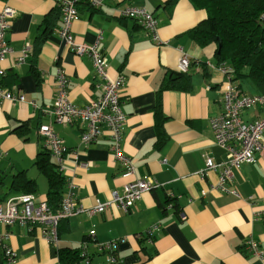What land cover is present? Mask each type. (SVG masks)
<instances>
[{"label":"crops","instance_id":"1","mask_svg":"<svg viewBox=\"0 0 264 264\" xmlns=\"http://www.w3.org/2000/svg\"><path fill=\"white\" fill-rule=\"evenodd\" d=\"M166 1L101 0L98 8L80 1L71 24L77 42L96 46L106 57L111 78L124 76L120 99L126 121L119 146L131 159L136 178L151 177L160 186L143 193L129 212L110 206L101 213L83 211L61 220L65 231L55 245L40 226H8L6 243L16 254V264H61L58 249L78 248L87 235L94 241L88 249L96 264L104 258L95 253L94 245L114 240L116 264H264V258L244 247L252 237L264 251V155L255 154L253 162L234 170L228 191L210 188L217 182L216 171L199 174L206 156L214 162L225 158V151L213 140L210 119L221 112V80L226 77L208 65H215L216 46L199 47L186 33L205 18V12L189 0L173 5ZM5 5L15 15L7 33L12 52L0 64V80L6 77L23 102L0 98V195L23 194L10 189L14 174L22 172L20 176L35 179L34 195L43 200L46 180L33 160L44 146L37 126L51 123L66 147L62 172L74 185L76 203L87 210L96 201L109 200L112 191L123 190L126 179L110 149L113 140L108 130L102 127L101 134L84 145L82 123H58L49 115L59 71L66 77L68 98L75 106L100 96L103 81L90 56L75 54L60 37L61 14L55 0H0V9ZM126 6L143 7L156 18L155 39L138 20L121 16ZM48 21L53 23L50 29L45 26ZM25 43L30 44L27 58L15 66ZM180 49L190 60L191 88L164 89L163 83L177 71ZM234 84L241 93L260 94L248 80ZM263 113L264 108H248L242 119L251 122ZM22 122L31 125L26 139L13 131ZM166 199L170 201L161 208L159 202ZM154 225L159 228L141 247L137 234Z\"/></svg>","mask_w":264,"mask_h":264},{"label":"built area","instance_id":"2","mask_svg":"<svg viewBox=\"0 0 264 264\" xmlns=\"http://www.w3.org/2000/svg\"><path fill=\"white\" fill-rule=\"evenodd\" d=\"M61 14V27L59 35L64 40L66 46L75 54L90 56L93 67L103 81L99 85L101 94L97 98L90 100L82 107L75 106L68 98L67 80L62 71L57 74V93L54 106L49 111L52 120L58 123L69 124L73 122L84 125L81 134V142L84 145L92 143L100 134L101 128L105 127L113 143L110 149L113 157L117 159L123 170L121 177L126 179L123 190L111 192V198L107 201H96L94 206L85 210L76 203L72 192L74 185L67 182L66 191L61 201L58 211L53 212L42 200H37L33 193L15 194L1 198L0 195V244L3 252L2 264H16L17 258L13 249L6 243L8 239L7 227L15 223L20 225H38L45 238L53 245L57 244L58 223L62 219L77 215L83 211L90 214L101 213L108 207H116L123 212H129L134 204L141 198L142 194L160 186L154 178H136L134 166L131 159L126 156L120 146L119 139L126 117L121 109L122 100L120 94L125 82L124 76L111 78L108 75V63L106 57L97 50L96 46H90L77 42L71 32V24L77 19V4L85 1L92 7L101 5V0H55ZM123 17L136 19L139 24L147 30L153 39L156 38L157 21L151 13L143 7L126 6L120 10ZM15 13L9 6L5 5L0 9V64L12 52L7 39L11 20ZM101 39V31L97 35V40ZM30 50V44L25 43L20 50V55L16 58L15 66L25 62ZM177 63L179 72H188L190 60L182 50ZM213 67L211 64H208ZM226 79L221 84V112L210 119V126L213 133V140L221 149L225 151V158L221 162H214L210 156L205 157V166L199 171L202 176L206 170L217 172L218 178L211 189L228 191L229 183L234 178V170L243 163L254 161L255 154L264 155V113L258 119L251 122H244L242 113L252 107L264 108V94L241 93L230 80L229 68L225 64L216 67ZM0 98L10 101L23 102V96L11 93L0 88ZM51 120V121H52ZM38 133L42 143L48 148L51 157L62 169V163L66 147L63 140L52 129L51 123L40 124ZM88 166V163H82ZM172 197V196H170ZM168 205H171L170 203ZM184 218V214H181ZM159 225L151 226L148 234H153ZM245 249L259 259L264 258V251L257 240L250 237L244 242ZM88 242H84L79 247V257L65 260L61 264H96L93 255L89 252ZM95 253L103 256L102 264H116L117 241H110L103 244H95Z\"/></svg>","mask_w":264,"mask_h":264},{"label":"trees","instance_id":"3","mask_svg":"<svg viewBox=\"0 0 264 264\" xmlns=\"http://www.w3.org/2000/svg\"><path fill=\"white\" fill-rule=\"evenodd\" d=\"M176 1L167 0L165 4L173 5ZM189 1L195 9L205 12V18L189 28L186 33L199 47H206L210 44L216 46L214 54L215 65L213 64V67L216 68L220 64H225L229 68L230 80L233 85H235V82L248 80L253 84L258 93L264 94V0ZM45 26L50 29L53 27V23L50 25L48 21ZM42 37L43 34L37 36V44H39V40ZM4 78L0 80V88L14 93L11 91L6 77ZM222 81L224 80H221V84ZM12 82L15 83L16 79L13 78ZM163 84L164 89L189 90L192 85L191 74L189 72L182 73L176 71L174 72V76L171 74ZM235 87L238 89L236 85ZM30 130V123L22 122L13 131L26 139V135ZM33 165L46 180L47 188L43 201L53 212L58 211L67 185V180L63 175L62 169L51 157L48 148L45 146H42L37 152ZM21 174L22 172L14 174L10 189L23 194L36 193L37 182L35 179L24 178L20 176ZM1 198H3L2 195ZM169 201V199H166L163 203L159 202L160 207L164 208ZM60 222L61 220L57 227L58 237L65 231L64 225H59ZM27 225L32 227L38 226ZM137 235L141 247L145 240L150 241L152 239V234H148L147 231L145 233H138ZM84 242L90 244L94 241L92 240V236L87 235L83 237L80 245ZM78 251L79 247L72 249L59 248L57 253L60 262L63 263L68 258H78Z\"/></svg>","mask_w":264,"mask_h":264},{"label":"rangeland","instance_id":"4","mask_svg":"<svg viewBox=\"0 0 264 264\" xmlns=\"http://www.w3.org/2000/svg\"><path fill=\"white\" fill-rule=\"evenodd\" d=\"M8 6V5H7ZM12 9V8H11ZM43 201V200H42Z\"/></svg>","mask_w":264,"mask_h":264},{"label":"bare ground","instance_id":"5","mask_svg":"<svg viewBox=\"0 0 264 264\" xmlns=\"http://www.w3.org/2000/svg\"><path fill=\"white\" fill-rule=\"evenodd\" d=\"M178 71V70H177ZM179 72V71H178Z\"/></svg>","mask_w":264,"mask_h":264}]
</instances>
